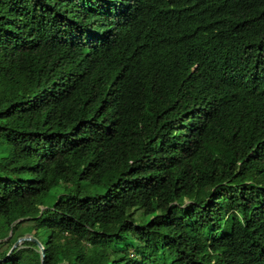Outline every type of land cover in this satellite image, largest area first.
I'll return each instance as SVG.
<instances>
[{
    "label": "trees",
    "instance_id": "16d2710c",
    "mask_svg": "<svg viewBox=\"0 0 264 264\" xmlns=\"http://www.w3.org/2000/svg\"><path fill=\"white\" fill-rule=\"evenodd\" d=\"M0 264H264V0H0Z\"/></svg>",
    "mask_w": 264,
    "mask_h": 264
},
{
    "label": "rangeland",
    "instance_id": "374dc122",
    "mask_svg": "<svg viewBox=\"0 0 264 264\" xmlns=\"http://www.w3.org/2000/svg\"><path fill=\"white\" fill-rule=\"evenodd\" d=\"M82 188H86V186H81ZM219 188H221L222 190H226V191H231L230 187L227 186H220ZM72 189L71 184H68L65 186L63 185H58L57 187H55L54 189L50 190L47 194V197H43L41 199V207L40 208H45L46 206H48L49 201H52L54 198H56L58 195L61 194H67L68 192H70ZM131 214L133 216V218L136 220L139 219V214L140 211L139 210H133L131 211Z\"/></svg>",
    "mask_w": 264,
    "mask_h": 264
},
{
    "label": "water",
    "instance_id": "95a60500",
    "mask_svg": "<svg viewBox=\"0 0 264 264\" xmlns=\"http://www.w3.org/2000/svg\"><path fill=\"white\" fill-rule=\"evenodd\" d=\"M23 241H31V242H34L37 247H38V250H39V254H40V260L42 261V258H43V248L42 246L37 243L34 239H32L31 237L29 236H23L21 238H18L11 246V248L9 249L8 254L11 253L12 250L16 249Z\"/></svg>",
    "mask_w": 264,
    "mask_h": 264
}]
</instances>
